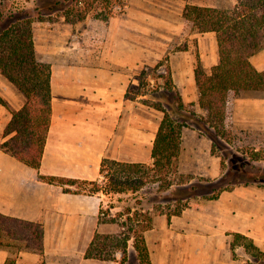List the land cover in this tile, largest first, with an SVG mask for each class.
<instances>
[{
  "label": "rangeland",
  "instance_id": "374dc122",
  "mask_svg": "<svg viewBox=\"0 0 264 264\" xmlns=\"http://www.w3.org/2000/svg\"><path fill=\"white\" fill-rule=\"evenodd\" d=\"M87 1L92 5V10L83 20L71 24L62 12L67 7L75 6L72 0H0V31L18 17L27 14L34 17L33 34L37 56L40 60L49 62L52 67L59 63L72 64L69 62L73 57L98 59L100 53H106L108 46L109 49L114 46L119 61L126 59L128 53L130 57H134L135 62L129 68V87L136 98V125L143 128L161 122L164 113L155 108L160 103L178 122L187 124L182 128L181 142L183 155L187 159L182 163L176 160L171 174L161 177L157 182H148L138 190L102 193V209L105 213L100 214V219L113 227L111 230L116 229L109 233L125 232L132 235L128 241L126 264H144L138 258L134 246L135 231L146 224L143 213L151 217V228L144 232L150 242V256L153 253L158 264H192L191 252L183 254L179 248L175 249V245L179 246V242L187 237L184 235L189 233L188 230L191 232L190 237L230 239L227 233L231 231L227 228L217 230L216 224L210 222L213 218L218 221L220 213L214 206L207 207L210 199L202 194L210 195L214 188L221 184L226 185L233 177L241 176L242 171L251 175L261 174L260 170L264 171V160H251L252 148H264V131L239 129L235 127L233 120L235 99L255 96L247 93L231 96L229 117L226 121L231 134L226 136L218 134L213 126L203 121L205 111L201 107L200 111L196 103L194 107L180 109L178 95L183 99L182 91L175 82L174 90L164 88L163 75L169 70L173 80L181 79L184 76L183 64L191 61V56L198 59L197 31L192 26L185 25V6L196 4L230 9L237 0H125L126 6L113 9V14L107 20L97 16L98 11H106V0ZM79 7H83V4ZM40 12L44 20L39 19ZM183 51L189 52L188 60L182 57ZM67 67L56 71L64 72ZM72 70H69L70 73ZM189 92L191 94V90ZM258 96L264 98V93ZM220 128L223 130L221 126ZM190 152L193 153L191 157L188 156ZM149 160L151 161L146 164L151 165V157ZM213 160L220 166L215 177H209L208 173L202 171L205 167L211 168ZM245 163L247 165L244 166ZM199 170L200 173L196 174ZM102 179V176L99 177L100 182ZM169 181L173 185L167 188ZM192 185L195 186L194 190L190 189ZM231 185V190L238 189L247 193L236 191L233 196L228 197L227 206L236 207L239 211L236 215H240V219L224 217L223 226H238L246 218L243 215L252 213V224L255 227H264V203L247 197L260 196L264 201V187L232 183L228 186ZM70 189L77 190V187ZM194 192L197 193L196 197L187 198ZM177 212L181 213L177 215ZM128 217H134V220L127 221ZM206 217H209L208 224L203 221ZM121 223L126 225L123 227ZM129 227L133 230L129 231ZM263 230L260 229L253 240L264 251ZM160 238L165 242L169 240L168 245L172 244L165 249L166 252ZM210 244L212 243L209 242ZM213 250L211 247L206 258L215 257L213 263L216 261V264H228L230 261L231 264H260L255 262L244 247H237L235 250L229 247L217 253H213ZM123 254V250L116 251L114 260H118V263L108 261V264H119Z\"/></svg>",
  "mask_w": 264,
  "mask_h": 264
},
{
  "label": "crops",
  "instance_id": "0c3cea01",
  "mask_svg": "<svg viewBox=\"0 0 264 264\" xmlns=\"http://www.w3.org/2000/svg\"><path fill=\"white\" fill-rule=\"evenodd\" d=\"M197 36L198 59L191 56V61L183 64L184 76L173 80V83L180 87L183 101L196 103L201 111L195 68L200 62L210 71L219 63V52L215 32H197ZM129 50L128 47L127 52ZM182 53V57L186 59L190 55L188 51ZM99 55L98 59L90 60L73 57L69 62L72 64L59 63L56 67L51 66L52 119L38 169L21 162L1 148V144L6 140L4 129L11 120V110L21 108L25 97L0 72V95L9 106L8 108L0 103V213L40 223L44 231L42 253L18 250L16 247H0V264H5L9 257L16 259L15 264H108V261L118 263V260H103L85 255L97 232L112 234L109 232L116 231L111 230L113 227L108 223L101 222L102 193L91 195L67 192L65 188L74 186L51 184L40 178V175H45L96 180L100 177L99 169L104 157L142 163H149L151 157L153 162L152 148L160 122L143 128L136 125V98L131 97L133 94L129 87V68L135 62L134 57H130L129 53L124 54L127 58L119 61L114 46L110 49L108 46L106 53ZM250 60L258 70H264V49L253 55ZM65 66L68 67L64 72L56 71ZM70 69H73L71 73ZM233 120L235 127L239 129L264 131V98L237 97ZM192 154L190 152L188 156L191 157ZM186 159L181 147L178 161L182 163ZM219 166L220 164L213 160L211 168L205 167L202 173L215 177ZM236 191L247 193L238 189L225 190L218 199H210L208 206L203 205L214 206L216 211L219 210L218 221L215 218L209 221L216 224L217 230L227 228L231 231L227 233L230 239L190 237L191 232L188 230L189 233L184 235L187 237L179 242V246L175 245V249L179 248L183 254H193L192 264H216V261L213 263L215 257L206 258L207 254L211 247L214 249L213 253L227 250L229 247L231 249V233L239 232L254 239L259 230L264 229L252 224V213H241L246 218L243 222L240 220L242 224L238 226H223L224 217L240 219V215H236L239 213L236 207L227 206L226 202ZM247 197L257 202L259 199L264 203L260 196ZM206 218L203 221L208 224L209 217ZM145 239L147 246H150L149 239L146 236ZM159 241H162L164 250L172 246L167 244L169 240ZM209 242L212 244L209 245ZM150 258L152 264L159 263L153 253ZM228 264H231V261Z\"/></svg>",
  "mask_w": 264,
  "mask_h": 264
},
{
  "label": "trees",
  "instance_id": "16d2710c",
  "mask_svg": "<svg viewBox=\"0 0 264 264\" xmlns=\"http://www.w3.org/2000/svg\"><path fill=\"white\" fill-rule=\"evenodd\" d=\"M73 8L67 7L62 15L67 22L73 24L83 20L92 10L87 0H72ZM83 4V7H79ZM126 6L125 0H106V11L97 12V16L107 20L113 9ZM183 18L185 25H190L199 33L215 32L218 43L219 63L207 71L198 62L195 68V81L199 94V105L205 111L203 121L213 126L218 134L230 135L226 126L229 117L231 96L242 93L258 96L264 93V70H258L250 58L264 49V0H238L230 9L214 6L187 4ZM39 19L44 20L39 13ZM52 20V19H51ZM34 17L29 14L18 17L6 28L0 31V72L24 95L25 102L18 110H11L12 117L4 129L6 140L1 148L16 157L21 162L38 169L41 164L47 136L52 119V87L51 64L38 58L34 34ZM163 87L174 90L176 87L170 71L163 75ZM135 98L134 95H131ZM0 103L8 107V103L0 95ZM180 109L194 107L195 103H184L178 95ZM155 108L164 113L159 124L152 148V164L142 162H123L110 157H104L100 164V182L96 180L77 179L59 176L40 175L43 181L62 186H74L77 190L67 192L86 194L123 193L138 190L148 182H157L162 177L172 173V168L181 150L182 128L186 123L176 120L160 103ZM223 128V130L220 128ZM251 160H264V148H252ZM247 165L246 163L244 166ZM261 174H249L242 171L241 176L233 177L212 190V193L202 194L208 199H218L225 190H231L232 185H251L264 187V171ZM173 182L167 183V188ZM191 190L195 186L190 187ZM197 193L189 194L194 198ZM105 213L101 207L100 214ZM177 212L176 214H180ZM138 215V213H137ZM146 224L134 234V246L138 258L144 264H152L150 252L144 232L151 228V217L144 213ZM134 220L128 217L127 221ZM143 220V219H142ZM148 221V222H147ZM124 227L126 223H121ZM133 230L129 227V231ZM43 226L0 213V247H16L18 250H28L42 253ZM231 248L242 246L255 259L264 264V251L254 242L253 238L239 233H231ZM130 233L105 234L97 232L86 250V257L103 260H114V253L123 250L119 264H126L128 241ZM16 259L9 257L5 264H15Z\"/></svg>",
  "mask_w": 264,
  "mask_h": 264
},
{
  "label": "built area",
  "instance_id": "2783aa9c",
  "mask_svg": "<svg viewBox=\"0 0 264 264\" xmlns=\"http://www.w3.org/2000/svg\"><path fill=\"white\" fill-rule=\"evenodd\" d=\"M102 215H104V213H102Z\"/></svg>",
  "mask_w": 264,
  "mask_h": 264
}]
</instances>
